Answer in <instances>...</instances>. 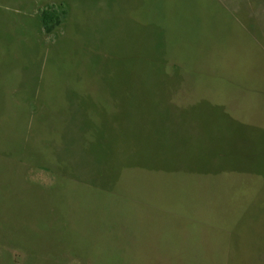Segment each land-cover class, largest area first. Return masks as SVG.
Returning <instances> with one entry per match:
<instances>
[{
	"label": "rangeland",
	"instance_id": "obj_1",
	"mask_svg": "<svg viewBox=\"0 0 264 264\" xmlns=\"http://www.w3.org/2000/svg\"><path fill=\"white\" fill-rule=\"evenodd\" d=\"M0 264H264V0H0Z\"/></svg>",
	"mask_w": 264,
	"mask_h": 264
},
{
	"label": "trees",
	"instance_id": "obj_2",
	"mask_svg": "<svg viewBox=\"0 0 264 264\" xmlns=\"http://www.w3.org/2000/svg\"><path fill=\"white\" fill-rule=\"evenodd\" d=\"M67 16V10L63 4L51 5L41 11V21L44 31L51 35L57 26L61 25Z\"/></svg>",
	"mask_w": 264,
	"mask_h": 264
}]
</instances>
